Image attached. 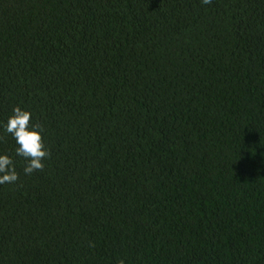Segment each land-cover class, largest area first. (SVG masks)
Segmentation results:
<instances>
[{
    "label": "trees",
    "instance_id": "16d2710c",
    "mask_svg": "<svg viewBox=\"0 0 264 264\" xmlns=\"http://www.w3.org/2000/svg\"><path fill=\"white\" fill-rule=\"evenodd\" d=\"M50 156L0 185V264H264V0H0V124Z\"/></svg>",
    "mask_w": 264,
    "mask_h": 264
},
{
    "label": "clouds",
    "instance_id": "9594fccd",
    "mask_svg": "<svg viewBox=\"0 0 264 264\" xmlns=\"http://www.w3.org/2000/svg\"><path fill=\"white\" fill-rule=\"evenodd\" d=\"M208 4L210 0H202ZM4 133L9 134L15 142V156L24 159L25 175L43 170L50 151L45 146L44 128L32 122V113L19 105L15 106L6 122L0 124ZM19 179L14 158L7 152H0V185L14 184Z\"/></svg>",
    "mask_w": 264,
    "mask_h": 264
}]
</instances>
